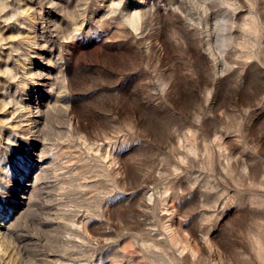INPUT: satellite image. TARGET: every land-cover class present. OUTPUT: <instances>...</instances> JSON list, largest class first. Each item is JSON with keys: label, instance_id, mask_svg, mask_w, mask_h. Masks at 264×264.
<instances>
[{"label": "rangeland", "instance_id": "obj_1", "mask_svg": "<svg viewBox=\"0 0 264 264\" xmlns=\"http://www.w3.org/2000/svg\"><path fill=\"white\" fill-rule=\"evenodd\" d=\"M0 264H264V0H0Z\"/></svg>", "mask_w": 264, "mask_h": 264}]
</instances>
